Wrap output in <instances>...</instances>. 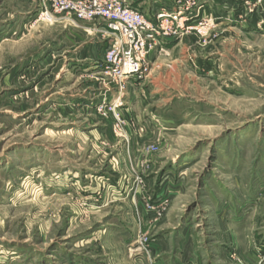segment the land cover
I'll list each match as a JSON object with an SVG mask.
<instances>
[{"label":"rangeland","instance_id":"rangeland-1","mask_svg":"<svg viewBox=\"0 0 264 264\" xmlns=\"http://www.w3.org/2000/svg\"><path fill=\"white\" fill-rule=\"evenodd\" d=\"M59 1L0 0V264H264V0L123 85Z\"/></svg>","mask_w":264,"mask_h":264},{"label":"built area","instance_id":"built-area-1","mask_svg":"<svg viewBox=\"0 0 264 264\" xmlns=\"http://www.w3.org/2000/svg\"><path fill=\"white\" fill-rule=\"evenodd\" d=\"M207 3L171 0V7L154 10L150 17L137 10L133 0H60L58 8L79 21L105 24L104 33L111 43L105 44L98 66L102 74L123 85L140 79L150 55L165 53L164 43L168 40L208 34L216 22L200 15Z\"/></svg>","mask_w":264,"mask_h":264},{"label":"crops","instance_id":"crops-1","mask_svg":"<svg viewBox=\"0 0 264 264\" xmlns=\"http://www.w3.org/2000/svg\"><path fill=\"white\" fill-rule=\"evenodd\" d=\"M207 2L208 3L201 10L200 15L210 16L216 19V24H217L216 28L229 27L228 17H230V15L232 14L231 9L235 11L233 14H237V15L240 14V11L237 5V3H240L239 1H236V0H209L208 1L207 0ZM133 6L137 10H139L142 14L146 15L147 17H150L151 16L150 14L154 10H157L161 7H171V0H133ZM229 6L231 7L230 11H228ZM242 13H243V10H242ZM256 17H257V14L254 13L252 16V19H255ZM247 26H248V29L258 31V26L256 25V21L255 22L253 21V24L248 23ZM262 29L261 30L264 31V28ZM176 45L177 44L175 41L168 40L167 42L164 43V46H172V47L175 46L176 47ZM156 53L157 52H154L152 55H150L149 61L154 59V56ZM102 54L103 53H101L99 57L97 56L96 58H93L91 61H88V63L95 64L96 65L95 68L97 67L96 69H98L99 67L98 63L100 62L102 58ZM126 83H130V82L127 81Z\"/></svg>","mask_w":264,"mask_h":264}]
</instances>
